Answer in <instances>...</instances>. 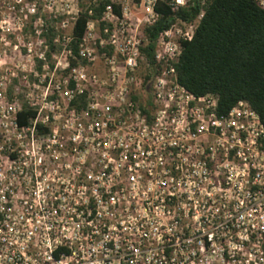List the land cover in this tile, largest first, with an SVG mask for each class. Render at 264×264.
Masks as SVG:
<instances>
[{"label":"built area","instance_id":"obj_1","mask_svg":"<svg viewBox=\"0 0 264 264\" xmlns=\"http://www.w3.org/2000/svg\"><path fill=\"white\" fill-rule=\"evenodd\" d=\"M98 1L75 55L70 33L50 51L41 25L15 76L27 93L7 100L0 82V264H264V127L245 102L217 113L176 80L202 10L142 53L158 3L206 0H106L94 18Z\"/></svg>","mask_w":264,"mask_h":264},{"label":"trees","instance_id":"obj_2","mask_svg":"<svg viewBox=\"0 0 264 264\" xmlns=\"http://www.w3.org/2000/svg\"><path fill=\"white\" fill-rule=\"evenodd\" d=\"M106 4L99 0L92 17L98 18ZM199 10L203 13L190 39L179 42L180 53L173 65L177 83L193 97L215 96L217 113L245 102L264 127V11L253 0H206L174 13L158 3L156 21L144 30L147 45L142 53L150 61L157 36L175 20H195ZM88 19L80 6L70 29L69 48L74 55ZM39 37L54 50L57 33L52 27L42 28ZM32 117L25 105L15 115L19 127Z\"/></svg>","mask_w":264,"mask_h":264},{"label":"rangeland","instance_id":"obj_3","mask_svg":"<svg viewBox=\"0 0 264 264\" xmlns=\"http://www.w3.org/2000/svg\"><path fill=\"white\" fill-rule=\"evenodd\" d=\"M90 2L91 0H0V82L4 81L6 85L7 100L27 93L26 90L21 93V88H17L15 76L28 72L32 68L31 56L40 52V38L32 33L33 30L37 32L41 25L48 26L59 37L66 38L70 33V18L77 8H87ZM61 22L63 27H60ZM27 45L29 53L24 51Z\"/></svg>","mask_w":264,"mask_h":264}]
</instances>
